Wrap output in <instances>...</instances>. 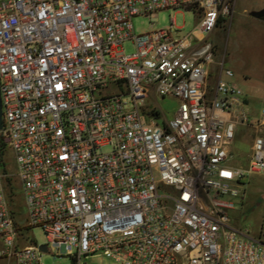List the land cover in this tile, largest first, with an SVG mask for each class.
Instances as JSON below:
<instances>
[{
  "label": "built area",
  "instance_id": "2783aa9c",
  "mask_svg": "<svg viewBox=\"0 0 264 264\" xmlns=\"http://www.w3.org/2000/svg\"><path fill=\"white\" fill-rule=\"evenodd\" d=\"M230 2L0 0L2 263L264 264V233L230 214L252 178L264 195V109L222 80V62L208 82L207 36ZM167 7L197 13L193 29L155 28ZM136 15L149 29L135 32ZM237 126L251 136L243 164L230 153Z\"/></svg>",
  "mask_w": 264,
  "mask_h": 264
},
{
  "label": "rangeland",
  "instance_id": "374dc122",
  "mask_svg": "<svg viewBox=\"0 0 264 264\" xmlns=\"http://www.w3.org/2000/svg\"><path fill=\"white\" fill-rule=\"evenodd\" d=\"M233 3L234 0H231L228 13L220 18L207 36L214 52L208 82L212 84L216 80L219 73L216 63L222 62V69H229L232 72L230 77L221 75L222 80L238 86L245 96L248 107L255 112L260 108L264 109V24L250 15L251 11L247 10L245 3L238 2L235 5ZM148 17L136 15L132 18L136 33L149 29ZM171 19L174 27H180L178 34L184 35L193 29L198 14L189 7L162 8L158 11L154 27L167 26ZM122 47L126 52L133 50L130 41H125ZM176 103L175 98L168 96L157 99V104L169 120L173 117ZM250 139L248 129L242 126L235 127L230 148L232 158L236 159L233 160L234 163L243 164ZM12 181L16 182L15 177ZM261 192V186L252 178L230 213L232 224L239 228H248L251 236L264 233V195ZM17 193L19 195L13 203V209L18 224L23 225L25 207L20 190ZM31 237L37 243L46 241L45 233L40 227L32 229ZM41 260L43 264H71L69 257L54 259L49 253H44ZM0 264L4 263L0 260Z\"/></svg>",
  "mask_w": 264,
  "mask_h": 264
},
{
  "label": "crops",
  "instance_id": "0c3cea01",
  "mask_svg": "<svg viewBox=\"0 0 264 264\" xmlns=\"http://www.w3.org/2000/svg\"><path fill=\"white\" fill-rule=\"evenodd\" d=\"M238 2L245 3L247 5V10L249 11L257 10L264 7V0H234L233 4L235 5ZM260 22L264 24L262 20H260Z\"/></svg>",
  "mask_w": 264,
  "mask_h": 264
},
{
  "label": "water",
  "instance_id": "95a60500",
  "mask_svg": "<svg viewBox=\"0 0 264 264\" xmlns=\"http://www.w3.org/2000/svg\"><path fill=\"white\" fill-rule=\"evenodd\" d=\"M250 15L254 18H257L259 20H262L264 22V7L257 9V10H253L250 12ZM0 125H1V111H0ZM41 249H45L44 245H40Z\"/></svg>",
  "mask_w": 264,
  "mask_h": 264
},
{
  "label": "trees",
  "instance_id": "16d2710c",
  "mask_svg": "<svg viewBox=\"0 0 264 264\" xmlns=\"http://www.w3.org/2000/svg\"><path fill=\"white\" fill-rule=\"evenodd\" d=\"M220 18L217 20L216 24L219 22Z\"/></svg>",
  "mask_w": 264,
  "mask_h": 264
}]
</instances>
